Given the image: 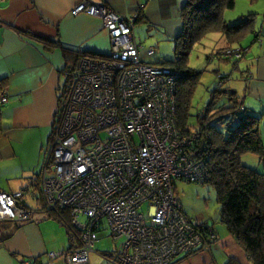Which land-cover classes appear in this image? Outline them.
Wrapping results in <instances>:
<instances>
[{"label": "built area", "instance_id": "obj_1", "mask_svg": "<svg viewBox=\"0 0 264 264\" xmlns=\"http://www.w3.org/2000/svg\"><path fill=\"white\" fill-rule=\"evenodd\" d=\"M71 14L98 18L109 52L81 54L66 70L39 179L43 206L26 207L23 190L0 191V221L24 224L39 213L67 212L73 244L48 253L49 262L90 264L104 231L121 240L103 254L109 264H174L181 256L210 252L217 233L190 219L174 190V180H206L202 162L186 153L195 132L184 133L175 119V75L166 66L142 61L156 50L142 51L136 16L123 17L88 1ZM247 53L229 48L214 57L241 60ZM5 103L3 92L0 105Z\"/></svg>", "mask_w": 264, "mask_h": 264}, {"label": "crops", "instance_id": "obj_2", "mask_svg": "<svg viewBox=\"0 0 264 264\" xmlns=\"http://www.w3.org/2000/svg\"><path fill=\"white\" fill-rule=\"evenodd\" d=\"M81 1L104 5L123 17L136 16L135 23H146L150 30L176 18L186 0H0V79H4L7 98L1 108L4 131L0 132V191H25L23 204L35 210L43 206L38 177L50 144L57 99L67 82L64 69L75 65L81 54L105 56L109 52L108 35L101 21L85 14H71ZM262 1L263 19L260 23L258 17L254 20L250 32L254 39L246 48L247 55L240 61H227L232 63L231 74H222L221 70L215 74L217 78L229 77L222 89L233 91L247 112L261 118L259 134L264 144ZM222 37L226 44L223 48H243L242 44L230 45ZM63 50L75 54L76 61L64 57ZM8 223L0 221L4 225L0 228V264H23L26 259L35 264H65L62 260L49 262L47 258L48 253H59L71 246L66 230L54 217L39 213L32 222L18 224L9 235ZM210 226L219 237L210 252L181 256L174 264H226L229 260L252 264L227 229L221 234L213 224ZM105 253L110 252L97 250L95 244L90 264H109L103 258Z\"/></svg>", "mask_w": 264, "mask_h": 264}, {"label": "trees", "instance_id": "obj_3", "mask_svg": "<svg viewBox=\"0 0 264 264\" xmlns=\"http://www.w3.org/2000/svg\"><path fill=\"white\" fill-rule=\"evenodd\" d=\"M234 6L235 0H186L179 12L182 28L174 40V60L156 65L170 68L176 77L175 119L178 127L184 133L190 129L195 132V140L186 153L195 161L202 162L206 174V180L196 184L213 186L221 207L220 221L252 264H264V173L242 163L243 155L250 154L257 156L264 164V144L259 134L261 118L247 112L233 91L222 89L229 77L220 75L216 90L210 92L208 106L196 116L197 126L194 129L189 126L191 98L201 74L187 66L192 46L212 32L221 33L230 45L239 44L238 41L245 34L253 32L254 14L237 24L227 25L223 13ZM55 44L59 45L58 42ZM225 49L229 48L219 49L213 56ZM63 54L76 61L75 54L65 50ZM216 59L229 61L234 58ZM68 68L69 65H66L65 75ZM3 82L4 79H0V96L4 92ZM2 106L4 104L0 105V132L4 131ZM48 215L66 230L72 245L74 231L68 213L60 211ZM17 225L13 222L6 224V230L10 232L7 235ZM235 263L229 260L226 264Z\"/></svg>", "mask_w": 264, "mask_h": 264}, {"label": "rangeland", "instance_id": "obj_4", "mask_svg": "<svg viewBox=\"0 0 264 264\" xmlns=\"http://www.w3.org/2000/svg\"><path fill=\"white\" fill-rule=\"evenodd\" d=\"M262 2V0H256L254 2L249 0H235L234 8L224 11V20L227 25H234L248 18L250 14H254V20L258 17L259 20L257 23H260L263 19L262 7L260 5ZM255 13L259 15L256 16ZM177 15L176 18H174V16L172 19L170 18V21L173 22L178 19V23L177 21L171 23L168 19L165 25L161 27L155 26L150 30L147 28L146 23L135 24V38L141 44L142 51L144 52L149 48H155L156 50V54L153 57L142 55L141 58L143 62L156 64L174 60V40L181 32L182 28L181 23H179V13H177ZM253 23H255V21ZM253 39L254 36L248 32L238 42L243 45V49H246L251 45ZM225 45L222 34L212 32L207 34L199 43L194 44L188 55L187 66L201 73L199 84L195 88L191 98V117L189 119V126L193 129L198 124L196 118L197 114L208 106L211 99L210 92L217 88V76L215 72L221 70L220 72L222 74H231L232 63L216 59L213 56L215 51L223 48ZM234 45L237 46L238 43ZM18 147L22 148L23 146L20 144ZM242 163L264 173V164L255 155H243ZM173 184L179 204L183 212L189 218L199 223L207 222L210 225L213 224L221 234L222 231H226L225 225L220 221L221 207L217 202L216 193L212 185L196 184L193 182L188 183L183 180H174ZM141 210L145 212L146 206ZM84 220L83 217L80 219L82 222ZM100 235L96 243L97 250L99 251L112 252L115 250L116 246L121 243V240L115 242L109 237H103L107 235L106 231L101 232Z\"/></svg>", "mask_w": 264, "mask_h": 264}]
</instances>
